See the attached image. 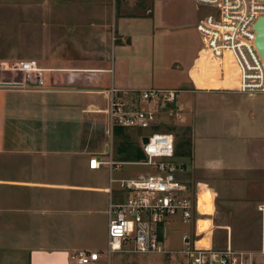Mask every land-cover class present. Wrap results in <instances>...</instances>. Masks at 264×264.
<instances>
[{"label": "crops", "instance_id": "crops-1", "mask_svg": "<svg viewBox=\"0 0 264 264\" xmlns=\"http://www.w3.org/2000/svg\"><path fill=\"white\" fill-rule=\"evenodd\" d=\"M114 2L118 8L114 31L119 41L112 69L104 64L99 52L100 41L108 36L110 14L105 5L100 12L90 11L92 21L85 22L84 18H77L73 4H55V61L38 67L42 69L40 86L32 81V75L11 69L13 63L29 59L13 57L6 50L0 52V234L4 246L24 264H74L70 255L78 250L98 252L99 259L94 264H111L105 255L108 169L103 165L95 170L87 168L89 158L105 160L108 151L113 161L123 160L116 148L112 150L113 136L107 132L106 90L115 87L124 92L119 95L121 101L141 107V102L126 94L145 89L134 81V68L142 62L125 51L143 37L131 33V25L136 21L149 20L147 37L150 33L154 37L155 31L161 29L172 36L181 35V29L186 27L184 12L181 17L172 8L161 13L163 4L156 0L141 4L131 14L122 11L120 0ZM77 23H88L78 27L77 34L88 43L81 44L76 51V42L80 40L72 37L76 28L71 25ZM82 27L87 31L83 32ZM61 41H67L70 49L61 52ZM200 48L201 44L185 69L189 85L184 93L192 96L191 101L185 109L183 105L177 106L179 114L168 116H174L176 125L189 130L190 157L182 163L183 174L189 173L193 184L183 180L191 190L201 192V214L212 213L210 204L206 205L212 199V222L214 214H218V203L220 208H255L256 212H263L264 178H255L256 166L238 160L234 152L228 156L230 151L217 148L250 141L256 127L254 109L241 98L249 97L245 94L203 89L194 84L191 74L199 62ZM211 84L218 86L213 78ZM144 104L146 109L154 107ZM246 195L252 196L253 203L235 199L242 200ZM237 202L241 203L239 208ZM207 225L208 222L199 220L198 234ZM214 227L212 224V232ZM199 244L208 246V239Z\"/></svg>", "mask_w": 264, "mask_h": 264}, {"label": "built area", "instance_id": "built-area-1", "mask_svg": "<svg viewBox=\"0 0 264 264\" xmlns=\"http://www.w3.org/2000/svg\"><path fill=\"white\" fill-rule=\"evenodd\" d=\"M197 6L208 8V13L195 24L201 48L195 74L199 79L213 78L217 82L229 83L232 75L233 86L213 88L233 91L247 96H264V62L258 55L255 40V23L264 17V1L261 0H192ZM11 69L33 76V82L42 84V69L33 61L15 62ZM110 72V70H108ZM205 74V76H204ZM204 89V88H203ZM176 89H145L128 92L138 103H151L153 109L138 107L121 101L124 92L109 86L106 90L107 107L104 111L107 132L114 128L131 131L144 130L140 135L138 149L143 155L139 161H113L109 151L105 160L91 157L87 168L95 170L100 165L108 169V198L106 206L105 255L119 254H165L162 233L165 222L174 219L192 224V239L181 237L185 250V264H259L257 260L244 258L232 251L228 243L223 251L212 248L211 214L198 211V196L182 179L183 163L174 155L175 140L170 132L157 130V110L173 115ZM137 133V132H136ZM146 138L143 143L142 139ZM144 166L145 174L135 178H113L112 173L120 166ZM116 185V187L112 185ZM212 207V199L206 205ZM199 220L208 222L205 230L197 232ZM159 233L160 237L159 238ZM207 238V247L197 246L200 238ZM260 253L264 255V244ZM74 264H94L99 259L96 251L78 250L70 255Z\"/></svg>", "mask_w": 264, "mask_h": 264}, {"label": "rangeland", "instance_id": "rangeland-1", "mask_svg": "<svg viewBox=\"0 0 264 264\" xmlns=\"http://www.w3.org/2000/svg\"><path fill=\"white\" fill-rule=\"evenodd\" d=\"M156 1L157 4H163L160 6L159 12L161 13L168 12L172 8L173 13L181 17L184 12L186 27L181 29V35L172 36L169 32L161 29L155 31L154 37L151 33L147 37L149 20L136 21L134 25H131V33L143 37L136 39L135 44L127 47L125 51L127 52L126 55L129 54V56L135 54L142 62V64L138 62L134 68V73H136L134 81L139 82L138 87L177 90L172 110L173 113L179 114L176 110L177 106L183 105L185 109L192 98L189 93H184L189 85L185 76V69L200 44L199 36L192 27H195L194 23L198 19L208 13V8L195 6L192 2V4H179L178 2L172 4L169 3V0ZM151 3L152 0H120L119 2L122 11L127 14L138 11L141 4L148 5ZM55 4H73L76 7L77 18L82 17L86 20L85 22L92 21L90 11L100 12L104 5L107 7L110 14L106 27L108 36L104 41H100L99 47L101 46L102 52H99L104 64L112 69L117 56V43L119 41V37L114 31V18H116L118 11V8L114 7V0H0V52L6 50L7 53L11 52L13 57L29 59L27 61L35 62L37 67L55 61ZM71 26L76 28L75 35L73 34L72 37L80 40V43L76 42L75 50L77 51L81 44L88 43L87 40L82 41L84 39L77 35L79 34L78 27L88 26V23L84 25L77 23ZM82 29L83 32L87 31L83 27ZM93 45H96V42H93ZM60 46L61 52H65V48L66 50L70 49L67 41H61ZM109 75L111 76V74ZM194 75L192 72L191 77ZM241 98L244 99L245 104L254 109L256 127L250 136V141L243 145L224 144L222 147L217 146V148H221L222 152L230 151L231 154H227L228 156L234 152L238 160L253 163L257 168L254 171L257 173L255 178H264V96L254 94ZM140 106L147 108L144 103H140ZM156 115L159 122L158 129L170 132L174 136L175 144L182 138L190 139L189 132L183 135L185 127L176 125L174 116L168 117L166 111L162 109L157 110ZM136 132H128L127 134L129 142L138 146L140 145V135L147 132L144 130ZM120 141V139L112 138L113 151ZM204 155L207 156L208 154L205 153ZM180 161L187 163L188 158L184 157ZM147 171L148 168L144 166L125 165L115 169L112 175L114 178L132 179L138 174H145ZM181 177L187 180L190 185L193 184L189 173H185ZM113 186L116 187L115 184ZM204 192L206 193V190ZM246 193L245 191L244 195ZM251 198L252 196L246 195L242 200L239 197L235 199L236 201L246 200L247 203H253L254 200ZM262 201L264 204V194ZM236 205L239 208L241 203L237 202ZM212 224L213 227L216 226L212 232L213 249L223 251L228 236V243L232 251L244 258L255 259L259 264H264V255L260 253L261 244H264V211L256 212L255 208H220V203H218V214H214ZM219 225H226V228H221ZM183 235L192 239V224L188 221L181 222L171 219L164 224L161 245L163 249L172 253H112L109 255V263L112 264L113 261H117L118 264H185L186 257L180 253L185 250V244L181 241ZM0 264H24L21 258L14 255V252L6 245L4 246L3 234H0Z\"/></svg>", "mask_w": 264, "mask_h": 264}, {"label": "trees", "instance_id": "trees-1", "mask_svg": "<svg viewBox=\"0 0 264 264\" xmlns=\"http://www.w3.org/2000/svg\"><path fill=\"white\" fill-rule=\"evenodd\" d=\"M159 125L156 127L157 130ZM162 131V130H161ZM128 132H133L131 130L116 127L112 131V136L116 139H120L118 142L116 150L117 153L121 155V159L125 161H139L143 159L142 153L139 151L138 146L133 145L129 142ZM135 132V131H134ZM167 132V131H165ZM189 132L188 128L184 129L183 135ZM174 155L177 158H189L190 157V139L182 138L180 139L174 147ZM159 238L160 233H159Z\"/></svg>", "mask_w": 264, "mask_h": 264}, {"label": "water", "instance_id": "water-1", "mask_svg": "<svg viewBox=\"0 0 264 264\" xmlns=\"http://www.w3.org/2000/svg\"><path fill=\"white\" fill-rule=\"evenodd\" d=\"M264 1V0H261ZM255 40L254 44L258 52L259 57L264 62V17H259L254 26ZM142 142H146V138L142 139Z\"/></svg>", "mask_w": 264, "mask_h": 264}, {"label": "bare ground", "instance_id": "bare-ground-1", "mask_svg": "<svg viewBox=\"0 0 264 264\" xmlns=\"http://www.w3.org/2000/svg\"><path fill=\"white\" fill-rule=\"evenodd\" d=\"M198 64V63H197ZM194 72V74H195V71H193ZM195 76V77H194ZM193 76V82H194V84L197 86V87H200V88H204V89H213V88H220V87H223V86H233V84H234V81L232 80V75H230L229 76V83H227V84H225L224 82H217V87H215L214 85H209L210 84V79L211 78H209V80H203V79H199V78H197L196 77V75H194ZM204 76H205V74H204ZM198 206V205H197ZM199 207V206H198ZM198 211L200 212V210H199V208H198ZM201 213V212H200ZM198 235H200V233L198 234ZM202 239H205V237L204 238H200V239H198L197 240V242H196V245L197 246H202V247H205V246H203V245H200L199 244V242L202 240ZM208 245H209V241H208ZM207 247V246H206Z\"/></svg>", "mask_w": 264, "mask_h": 264}]
</instances>
